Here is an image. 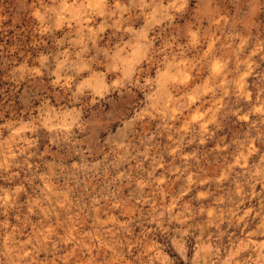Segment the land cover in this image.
<instances>
[{
	"label": "clouds",
	"instance_id": "1",
	"mask_svg": "<svg viewBox=\"0 0 264 264\" xmlns=\"http://www.w3.org/2000/svg\"><path fill=\"white\" fill-rule=\"evenodd\" d=\"M0 264H264V0H0Z\"/></svg>",
	"mask_w": 264,
	"mask_h": 264
}]
</instances>
